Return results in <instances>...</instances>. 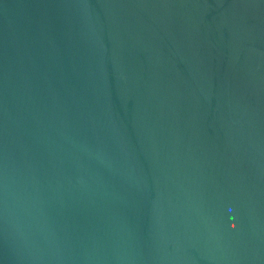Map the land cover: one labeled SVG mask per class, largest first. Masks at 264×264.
<instances>
[{
    "label": "water",
    "instance_id": "1",
    "mask_svg": "<svg viewBox=\"0 0 264 264\" xmlns=\"http://www.w3.org/2000/svg\"><path fill=\"white\" fill-rule=\"evenodd\" d=\"M0 264H264V0H0Z\"/></svg>",
    "mask_w": 264,
    "mask_h": 264
}]
</instances>
